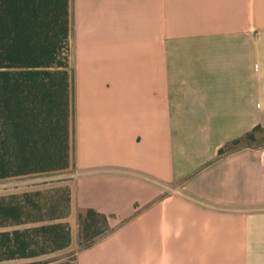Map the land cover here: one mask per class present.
<instances>
[{
	"label": "crops",
	"instance_id": "crops-1",
	"mask_svg": "<svg viewBox=\"0 0 264 264\" xmlns=\"http://www.w3.org/2000/svg\"><path fill=\"white\" fill-rule=\"evenodd\" d=\"M149 3L69 0V166L0 198L63 191L62 218L15 226L67 224L55 253L104 216L74 264H264V146L219 154L264 128V0H155L154 31Z\"/></svg>",
	"mask_w": 264,
	"mask_h": 264
},
{
	"label": "trees",
	"instance_id": "trees-1",
	"mask_svg": "<svg viewBox=\"0 0 264 264\" xmlns=\"http://www.w3.org/2000/svg\"><path fill=\"white\" fill-rule=\"evenodd\" d=\"M68 68L69 0H0V180L68 168ZM261 128L230 144L251 138ZM47 193L0 198V263L69 246L67 224L15 227L64 216L68 197L59 213L61 202ZM78 223V251L93 245L103 232L94 230L95 238L84 246L82 235L101 223L108 227L106 218L92 210L79 214Z\"/></svg>",
	"mask_w": 264,
	"mask_h": 264
},
{
	"label": "rangeland",
	"instance_id": "rangeland-1",
	"mask_svg": "<svg viewBox=\"0 0 264 264\" xmlns=\"http://www.w3.org/2000/svg\"><path fill=\"white\" fill-rule=\"evenodd\" d=\"M149 10H148V26H149V31H154V4L155 0H149ZM187 4L188 0H164V8H165V17H166V12L172 10V7H175L177 13H186L187 12ZM153 7V11L152 8ZM254 146H264V128H261L257 131H255L252 134V137L249 138H243L241 139L237 144H230L227 147V150H235L243 147H254ZM16 185L12 182H1L0 183V195L2 193H9L12 191V189ZM62 200H63V191H62ZM61 206L63 202L60 203ZM60 210V206L58 207ZM104 223L99 224L98 227H95V229H90V231L84 235L81 236V245H87L89 241L93 240L95 238V232L94 230H98L99 232H103L99 236H97L95 239H99L103 237L107 231H110L111 229L109 227H104ZM107 229V230H106ZM106 230V231H105ZM97 239V240H98ZM79 242V239H78ZM79 249L77 245V249L75 251L71 252H64V253H51L48 255L40 256L37 258H32V259H23V260H14V261H7V262H2L0 264H74V259H75V254L77 250ZM64 250V249H63ZM58 252V251H57Z\"/></svg>",
	"mask_w": 264,
	"mask_h": 264
}]
</instances>
